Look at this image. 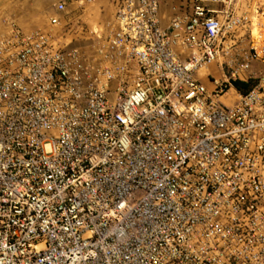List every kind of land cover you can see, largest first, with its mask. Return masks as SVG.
<instances>
[{"label":"built area","instance_id":"obj_1","mask_svg":"<svg viewBox=\"0 0 264 264\" xmlns=\"http://www.w3.org/2000/svg\"><path fill=\"white\" fill-rule=\"evenodd\" d=\"M11 5L0 264H264V0Z\"/></svg>","mask_w":264,"mask_h":264},{"label":"crops","instance_id":"obj_2","mask_svg":"<svg viewBox=\"0 0 264 264\" xmlns=\"http://www.w3.org/2000/svg\"><path fill=\"white\" fill-rule=\"evenodd\" d=\"M13 0H0V11L8 12V13H14L12 8V3Z\"/></svg>","mask_w":264,"mask_h":264},{"label":"trees","instance_id":"obj_3","mask_svg":"<svg viewBox=\"0 0 264 264\" xmlns=\"http://www.w3.org/2000/svg\"><path fill=\"white\" fill-rule=\"evenodd\" d=\"M236 86H237V88H239V89L242 88V86H241L240 84H237Z\"/></svg>","mask_w":264,"mask_h":264}]
</instances>
